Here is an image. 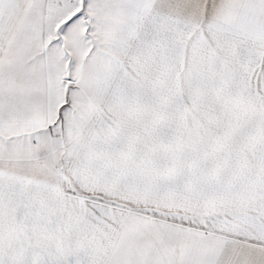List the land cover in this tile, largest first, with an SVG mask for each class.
<instances>
[{
    "label": "snow or ice",
    "instance_id": "1",
    "mask_svg": "<svg viewBox=\"0 0 264 264\" xmlns=\"http://www.w3.org/2000/svg\"><path fill=\"white\" fill-rule=\"evenodd\" d=\"M0 264H264V0H0Z\"/></svg>",
    "mask_w": 264,
    "mask_h": 264
}]
</instances>
